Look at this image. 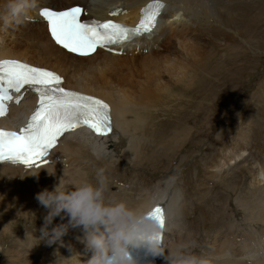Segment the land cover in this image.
<instances>
[{
    "label": "bare ground",
    "instance_id": "obj_1",
    "mask_svg": "<svg viewBox=\"0 0 264 264\" xmlns=\"http://www.w3.org/2000/svg\"><path fill=\"white\" fill-rule=\"evenodd\" d=\"M147 1L38 0V7L31 11L27 23L5 26L0 20V58H19L61 72L66 78L67 87L109 101L115 122L114 130L107 136H94L85 130L65 134L51 153L50 163L38 169L25 170L19 166L0 164L1 233H12L11 223L22 217L47 215L48 210L36 199L37 193L44 189L54 190L63 177L68 186L85 180L95 184L98 170L103 169L106 177L105 197L110 202L125 201L130 207L138 208L153 197H158L159 193H166L165 198L158 202L164 204L169 214L164 228L165 252L162 264H170L168 259L179 257L176 244L178 250L184 246L194 252L199 244L195 232L205 224L202 217L213 218L215 214L214 217L226 214L229 218L218 228L212 244L218 253L224 249L219 256L224 264H264V163L252 157L247 160L243 156L249 146L245 142L249 143L252 138L243 129L238 131L242 142L238 145L241 146L232 149L226 156L230 164L225 170L223 167L227 162L218 166L220 169L203 174L196 189L190 188L178 174L171 176L170 180L162 176L152 186L140 183L141 187L138 188L133 182H121L119 179L123 163H128L129 167L137 171L156 162L169 151L175 154L174 157L178 155L176 145L172 142L166 150L160 151L162 146L165 147L167 135L163 134L165 131L159 130L163 125L159 127L150 106H159L163 91H172L183 84L191 87L200 73L204 74V79L205 75L221 73L224 80L229 81L228 76L233 71L229 72L226 66L241 58L244 48L243 44V48L241 44L239 46L235 35L240 37L242 32L253 31L251 24L258 25L261 15L256 14L247 19L242 5L235 4L240 0H165L166 8L159 25L149 36L121 44L117 49H123L122 54L98 49L94 54L83 57L66 52L56 45L50 38L46 22L38 13L44 7L60 10L83 3L87 8V17H112L135 24L141 7ZM5 2L0 0V15L4 14ZM114 7H120L123 11L110 16L109 12ZM246 21L248 26H244L243 31H237L236 26L242 27ZM232 30L235 35L230 32ZM213 46L221 50L218 60L208 50ZM214 60L218 62L213 63ZM261 87L264 91V84ZM256 98H264V92ZM35 104V98L27 93L19 104H11L10 113L0 123L17 129V120L29 114ZM181 124L175 127L179 132L175 143L184 146L188 142L186 139L194 138V134L191 137V128L185 123L183 126ZM247 161H251L249 166L245 164ZM241 166L251 174L250 184L245 189L242 183L233 182V176L229 175L236 173ZM157 168L158 165L153 169ZM221 176L230 195L220 196L217 205L221 208L216 209L215 205L211 207L214 199L211 194L214 180ZM116 184L118 190L108 192ZM135 193L139 197L138 201ZM62 216L53 220L49 230L58 224L68 223V218L62 219ZM245 226L251 228L248 235H260L239 236ZM41 229L31 236L17 238L4 250L10 256L11 264H87L94 254L78 239L84 235L82 227H70L62 238L63 243L57 241L54 244H49L47 238L41 239ZM0 242L2 252L4 243L2 240ZM232 243H244L246 246L235 245L237 247L233 249ZM181 254L188 256L184 250Z\"/></svg>",
    "mask_w": 264,
    "mask_h": 264
},
{
    "label": "rangeland",
    "instance_id": "obj_2",
    "mask_svg": "<svg viewBox=\"0 0 264 264\" xmlns=\"http://www.w3.org/2000/svg\"><path fill=\"white\" fill-rule=\"evenodd\" d=\"M235 4L242 5L247 19L256 14L261 15V17H259L258 25L257 23L251 24L253 31L248 33L242 32L240 37H237L235 35L236 33H233V30L230 31L235 35L236 39L238 38L237 43L239 46L241 44L240 47L243 48L244 45L242 49L244 56L242 55L241 58L236 59L234 64L230 63V65L228 64L226 66L227 69H230L229 72L233 71L228 76L230 78H228L229 81L224 80V75H221V73L205 75V79L204 74L200 73L201 75L197 78L198 80L195 79V83L191 84L192 88L190 86H187L189 87L187 88L183 84L174 87L172 91H163L162 101L159 106H150L151 112H155L154 117H157L155 121L159 123V127L163 125L159 130L165 131L162 132L164 135H167L165 147L162 146L160 151L163 152L164 149L166 150L169 143L172 142V144L176 145L175 147L177 149L175 151L179 153L174 157L173 155L175 154L169 151L167 155L165 154L156 162L146 165V168H139L137 171L129 167L130 165L128 163H123L119 176L121 182H133L134 186L138 188L141 187V184L152 186L162 176L169 177L170 180L171 176L178 174L183 182L188 183L190 188L196 189L199 186L198 183H200L203 174H209L213 169H220L218 166L227 162V165L223 167L225 170L228 164H230V160L228 161L226 156L232 149L234 150L241 146L238 145L242 143L238 136V131L241 129L246 131L250 135V138L252 137L249 143L245 142L249 146L243 152V156L247 160H251L250 157H252L264 163V98H260V100L256 98L257 95H262L264 92L261 89L262 84H264V0H240L236 1ZM226 5H228V2H226ZM246 22L242 27L235 25L237 31L239 29L243 31L244 26H248V21ZM215 48L213 46L212 49L208 50L213 52L212 54L215 55V59L218 60L221 50L219 48L216 50ZM217 60H214L213 63H217ZM202 80L203 83L201 82ZM169 92L171 93L169 94ZM179 123H185V125L187 124L191 128V137L194 134V138L186 139L188 142L184 146L183 144L178 145V143H175L176 138L179 136V132L175 127ZM249 162L251 161H247L245 164L248 165ZM157 165L159 168L153 169ZM244 169L241 166L239 169L237 168L238 173L229 174L233 176V182L242 183L241 185L244 186L243 189L250 184L249 182L251 180L250 172L248 169ZM221 179H223L222 176L217 177L214 180L213 189L211 188L213 191L211 195L214 196V199L211 201V207L215 205L216 209L221 208V206L217 205L218 198L220 196L230 195V192L226 191L227 187L224 181ZM117 185L110 187L108 192L118 190ZM134 196L137 199L136 201H138V195L135 193ZM208 213H210V210H208ZM45 216L28 215L22 217L19 221L11 223L10 228L13 232L9 234H2L0 229V241L2 240L4 243V249L0 252V264H11L9 260L10 256L4 250L8 246H11L17 238H23L25 235L28 237L40 232L37 229L44 226ZM200 216L199 213L198 217ZM214 216L213 218L207 217L206 219L202 217L205 224L203 228H198L195 232L199 244L196 246L197 248L194 252H190L189 248H183L184 246L181 250H178V245H175L179 256H182L181 252L184 250L188 256L205 259L208 264H224V261L219 257L224 249H222L221 253H218V250L216 251L212 248V244L213 236L218 231V228L229 218H227L226 214L217 217ZM249 230L251 228L245 226L240 231L242 234H239V236L256 237L260 235L259 233H251L248 235ZM232 244L233 246L231 247L233 249L237 247L235 245L246 246L244 243ZM210 252L211 254H209Z\"/></svg>",
    "mask_w": 264,
    "mask_h": 264
},
{
    "label": "snow or ice",
    "instance_id": "obj_3",
    "mask_svg": "<svg viewBox=\"0 0 264 264\" xmlns=\"http://www.w3.org/2000/svg\"><path fill=\"white\" fill-rule=\"evenodd\" d=\"M166 7L163 0H153L143 8L137 26L129 27L113 20H81V7L55 11L44 7L41 15L47 20L55 42L72 53L87 56L97 48L122 44L152 32L157 18ZM117 13H112L116 15ZM62 77L47 69L18 60H0V116L7 113L12 92L19 93L26 85L37 93V107L26 126L19 132L0 128V160L28 165L37 164L54 149L59 138L79 127H88L104 136L112 131L110 107L93 96L62 87ZM15 102L20 103L19 99ZM149 215L165 225L164 209L156 205Z\"/></svg>",
    "mask_w": 264,
    "mask_h": 264
},
{
    "label": "clouds",
    "instance_id": "obj_4",
    "mask_svg": "<svg viewBox=\"0 0 264 264\" xmlns=\"http://www.w3.org/2000/svg\"><path fill=\"white\" fill-rule=\"evenodd\" d=\"M38 7V0H6L4 14L0 20L5 26L23 25L30 20V13ZM97 182L87 180L68 186L64 177L54 190L44 189L36 199L48 210L41 229V239L49 244L62 238L69 228L82 227L84 235L78 237L93 251L87 264H137L130 254V245L149 243L157 252L161 242V229L158 219L149 215L166 193L161 192L142 207H130L125 201H108L105 197L106 177L104 170L97 172ZM63 214V216H62ZM62 216L68 223H61L49 230L53 220ZM170 264H208L196 256H179L168 259Z\"/></svg>",
    "mask_w": 264,
    "mask_h": 264
}]
</instances>
